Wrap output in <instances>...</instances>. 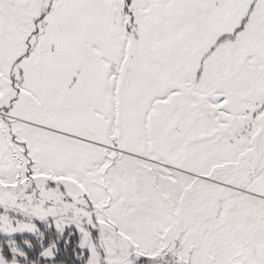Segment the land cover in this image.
<instances>
[{
	"label": "snow or ice",
	"instance_id": "snow-or-ice-1",
	"mask_svg": "<svg viewBox=\"0 0 264 264\" xmlns=\"http://www.w3.org/2000/svg\"><path fill=\"white\" fill-rule=\"evenodd\" d=\"M0 264H264V0H0Z\"/></svg>",
	"mask_w": 264,
	"mask_h": 264
}]
</instances>
